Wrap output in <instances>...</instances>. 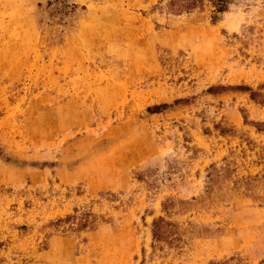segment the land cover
I'll return each mask as SVG.
<instances>
[{"label":"rangeland","instance_id":"374dc122","mask_svg":"<svg viewBox=\"0 0 264 264\" xmlns=\"http://www.w3.org/2000/svg\"><path fill=\"white\" fill-rule=\"evenodd\" d=\"M0 0V264H264V0Z\"/></svg>","mask_w":264,"mask_h":264},{"label":"trees","instance_id":"16d2710c","mask_svg":"<svg viewBox=\"0 0 264 264\" xmlns=\"http://www.w3.org/2000/svg\"><path fill=\"white\" fill-rule=\"evenodd\" d=\"M217 2H218V10L220 11V12H223V11H225V9H226V4L224 3V1L223 0H217Z\"/></svg>","mask_w":264,"mask_h":264}]
</instances>
